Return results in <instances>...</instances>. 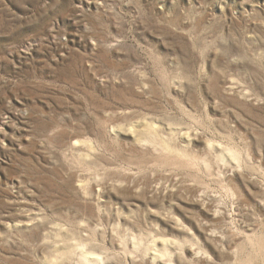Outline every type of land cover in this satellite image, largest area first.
Returning a JSON list of instances; mask_svg holds the SVG:
<instances>
[{"label":"rangeland","instance_id":"obj_1","mask_svg":"<svg viewBox=\"0 0 264 264\" xmlns=\"http://www.w3.org/2000/svg\"><path fill=\"white\" fill-rule=\"evenodd\" d=\"M264 264V0H0V264Z\"/></svg>","mask_w":264,"mask_h":264},{"label":"bare ground","instance_id":"obj_2","mask_svg":"<svg viewBox=\"0 0 264 264\" xmlns=\"http://www.w3.org/2000/svg\"><path fill=\"white\" fill-rule=\"evenodd\" d=\"M174 264V263H173Z\"/></svg>","mask_w":264,"mask_h":264}]
</instances>
